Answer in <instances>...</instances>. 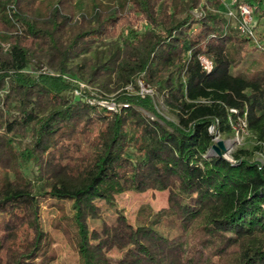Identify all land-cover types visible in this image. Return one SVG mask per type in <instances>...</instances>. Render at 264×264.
<instances>
[{
  "label": "trees",
  "instance_id": "1",
  "mask_svg": "<svg viewBox=\"0 0 264 264\" xmlns=\"http://www.w3.org/2000/svg\"><path fill=\"white\" fill-rule=\"evenodd\" d=\"M220 6L0 0V264L28 248L16 264L61 251L74 264H264V165L247 150L210 155L217 134L243 127L264 151V37L252 44ZM139 80L172 120L128 91ZM76 83L116 93L117 108ZM147 191L167 206L141 205L130 224L117 197Z\"/></svg>",
  "mask_w": 264,
  "mask_h": 264
},
{
  "label": "rangeland",
  "instance_id": "2",
  "mask_svg": "<svg viewBox=\"0 0 264 264\" xmlns=\"http://www.w3.org/2000/svg\"><path fill=\"white\" fill-rule=\"evenodd\" d=\"M204 1L209 2L211 0H204ZM216 1L220 2V5H221L220 7L223 8L222 10H225V8L229 6L231 3L230 0H216ZM259 1L264 3V0H259ZM258 3H259L258 0H248V4L250 5L252 4L254 8L252 20L256 25V32L258 34V37L262 39L264 37V12H262L263 6H261V8L255 11L256 7L258 6L257 5ZM200 13L201 12L197 10L192 11V14L195 18H198L200 16ZM231 25L234 26V23L232 21H231ZM143 26L144 24L139 21V22H136L135 28H138L139 31H143V28H142ZM95 47L96 48L94 49H96L97 51L106 50V47L100 44H97V46ZM86 56H89V54H87ZM28 71L33 72V70L31 69H28ZM33 74H36V73L33 72ZM76 85L80 89H85V88L88 89L92 96L98 95L97 100L91 101L92 103L97 102L99 103V105H102L105 107L113 106L114 104L113 101L116 97V93H110V94L104 93V95H100V93L98 92L99 90L98 89L96 90L95 88L91 86H85V84L83 83H76ZM136 85H137L136 87L135 86L128 87L127 88L128 91L136 95L142 96V97L149 96L150 98L153 99L157 112L161 116L166 118L167 120H172L173 117L163 105L162 97L161 95L158 94V92H156L148 84L144 83V81L142 80L137 81ZM74 93L75 95H78L79 92L75 90ZM66 95L71 96V93H66ZM100 96H104L108 100H100L99 98ZM114 106L116 109L117 106L115 104ZM119 106H121V104H119ZM213 141H214V144H216L217 141L223 142L226 148V153L224 157L229 160H231L230 157L232 154H235L236 152L240 150H247L250 153L249 157L252 161H258L264 165V151L260 153L257 150H255V147L257 145V143L255 142V137L253 134L247 131L244 127L241 128L240 131H236L233 137L217 134L214 137ZM210 155H214V152L211 151ZM245 157H248V156H245ZM25 173L28 175L30 179L33 180L34 175H35V169L31 165H29L26 168ZM167 195H168L167 192H156V191H147L141 194L125 193L117 197V205H118V208L123 211V214L125 215L127 221L130 224H133L134 217H135L136 211L139 208V206L148 205L153 209L154 212H156L167 206ZM51 215L52 214L47 212V210L45 209V206H43L42 213H41L43 225L49 224V221L52 219ZM116 247H117L116 249L110 248V251H109V258L111 259L112 263H114L121 254L120 250L122 248V245H119ZM59 249L60 247L57 246L56 250H59ZM29 251H30V248H28L25 251L21 249L10 250L6 254L7 262L9 264H16L18 259L21 256L28 254ZM60 254H61V258L59 259L57 264H74L75 263L74 262L75 259L70 257L69 253H67L66 251H61Z\"/></svg>",
  "mask_w": 264,
  "mask_h": 264
},
{
  "label": "built area",
  "instance_id": "3",
  "mask_svg": "<svg viewBox=\"0 0 264 264\" xmlns=\"http://www.w3.org/2000/svg\"><path fill=\"white\" fill-rule=\"evenodd\" d=\"M230 1V5L224 10L226 18L235 21L236 29L244 38L248 39L252 44H258L255 24L252 20V15L254 12L253 6L247 3L236 6V0ZM201 62L206 71L211 70L212 66L208 60L201 58ZM106 107L111 111H115L114 104L112 107Z\"/></svg>",
  "mask_w": 264,
  "mask_h": 264
},
{
  "label": "water",
  "instance_id": "4",
  "mask_svg": "<svg viewBox=\"0 0 264 264\" xmlns=\"http://www.w3.org/2000/svg\"><path fill=\"white\" fill-rule=\"evenodd\" d=\"M211 151L214 152V155L219 157L221 155H225L226 148L222 141H217L216 144L212 145Z\"/></svg>",
  "mask_w": 264,
  "mask_h": 264
}]
</instances>
